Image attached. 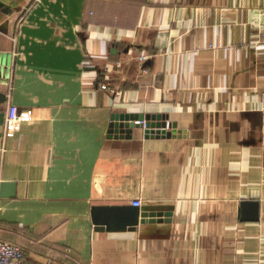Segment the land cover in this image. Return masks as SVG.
Instances as JSON below:
<instances>
[{
    "label": "crops",
    "instance_id": "obj_1",
    "mask_svg": "<svg viewBox=\"0 0 264 264\" xmlns=\"http://www.w3.org/2000/svg\"><path fill=\"white\" fill-rule=\"evenodd\" d=\"M0 94V240L30 264H264V0H0Z\"/></svg>",
    "mask_w": 264,
    "mask_h": 264
},
{
    "label": "water",
    "instance_id": "obj_2",
    "mask_svg": "<svg viewBox=\"0 0 264 264\" xmlns=\"http://www.w3.org/2000/svg\"><path fill=\"white\" fill-rule=\"evenodd\" d=\"M5 96L0 94V101H3ZM123 124H113L115 127L122 126ZM130 128H142L145 131L146 138L167 136L171 137L175 134L176 125L171 122L163 121L160 118L151 116L140 115L133 117L130 123L126 126ZM12 184H5L2 190L13 189ZM243 211L251 218L253 213L258 209L257 202H246L243 205ZM251 215V216H250ZM144 213L141 207L134 205H101L92 208V220L98 231H135L140 223H142ZM254 219V218H253Z\"/></svg>",
    "mask_w": 264,
    "mask_h": 264
},
{
    "label": "built area",
    "instance_id": "obj_3",
    "mask_svg": "<svg viewBox=\"0 0 264 264\" xmlns=\"http://www.w3.org/2000/svg\"><path fill=\"white\" fill-rule=\"evenodd\" d=\"M148 59L147 55L140 56L141 61H146ZM106 89L107 85H103ZM19 119L18 110L16 107H10L9 109V120L16 121ZM132 205L141 207V200H134ZM0 264H30L24 252V249L14 243L0 240Z\"/></svg>",
    "mask_w": 264,
    "mask_h": 264
}]
</instances>
